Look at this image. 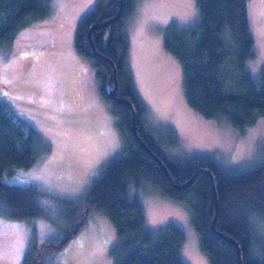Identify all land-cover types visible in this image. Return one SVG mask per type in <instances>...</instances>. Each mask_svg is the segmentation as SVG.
<instances>
[{
  "label": "rangeland",
  "instance_id": "1",
  "mask_svg": "<svg viewBox=\"0 0 264 264\" xmlns=\"http://www.w3.org/2000/svg\"><path fill=\"white\" fill-rule=\"evenodd\" d=\"M247 2L255 40V55L247 67L259 78L264 68V0ZM96 3L51 0L48 16L23 28L11 45L0 48V101L39 137L35 164L5 173L3 181L34 185L53 197L85 200L104 168L126 156L113 104L101 92L92 60L75 44L80 22ZM199 19L197 0H135L125 25L130 42L127 61L136 96L144 106L146 129L174 160L204 157L232 172L249 171L264 162V117L239 128L226 118H208L191 107L182 63L165 46L172 23L188 27ZM129 194L141 201L148 230L175 224L184 231L181 254L187 264H211L185 202L163 194L148 181L131 182ZM255 215L260 244L264 212ZM63 235L47 217L14 219L0 214V264H22L34 237L44 243ZM118 241L111 218L91 208L78 233L49 264H114L111 250Z\"/></svg>",
  "mask_w": 264,
  "mask_h": 264
},
{
  "label": "trees",
  "instance_id": "2",
  "mask_svg": "<svg viewBox=\"0 0 264 264\" xmlns=\"http://www.w3.org/2000/svg\"><path fill=\"white\" fill-rule=\"evenodd\" d=\"M50 2L0 0V48L11 45L23 28L48 16ZM197 3L200 19L188 27L172 23L164 38L166 48L182 63L187 102L205 117L226 118L239 128L255 125L264 117V68L256 78L247 67V61L255 55L248 2ZM134 7L135 0H97L77 29V51L89 57L97 70L101 92L113 104L127 153L104 168L85 200L53 197L34 185L3 181L5 173L35 164L39 137L34 128L28 129L0 101V214L14 219L47 217L64 232L63 237L44 243L34 237L22 264H49L56 252L78 233L91 208L108 215L117 228L119 241L111 250L114 264H187L181 254L184 231L175 224L155 232L148 230L141 201L130 197V183L145 181L189 206L201 249L211 264H264V243L258 242L254 222L255 214L264 212V162L249 171L232 172L210 158L174 160L159 146L146 129L144 106L136 96L128 67L130 42L125 25ZM108 20L111 21L92 31L95 47L114 62L118 95L132 102L139 134L163 159L176 183L192 180L185 187L174 186L159 162L137 140L131 106L110 98L108 87H114V66L92 51L89 36L94 25ZM207 170L214 175L220 205L216 228L237 240L242 256L226 236L212 228L216 198Z\"/></svg>",
  "mask_w": 264,
  "mask_h": 264
},
{
  "label": "water",
  "instance_id": "3",
  "mask_svg": "<svg viewBox=\"0 0 264 264\" xmlns=\"http://www.w3.org/2000/svg\"><path fill=\"white\" fill-rule=\"evenodd\" d=\"M122 8H123V3L121 5V8H120V11L119 13L117 14V16H119L121 14V11H122ZM116 16V17H117ZM111 20H108L106 22H103L101 24H97V25H94L91 29H90V32H89V36H90V42H91V45H92V51L93 52H96L104 57H106L114 66V75H115V83H114V87L111 88V87H108V93L110 95V98L112 100H115V101H119V102H122V103H125V104H128L131 106L132 110H133V114H134V124H133V131H134V134H135V137L137 138V140L139 142H141V144L146 148V150L159 162V164L163 167L165 173L167 174V176L169 177L170 179V182L176 186V187H185L187 186L192 180L190 181H187L185 183H176L171 175V172L169 170V168L167 167V165L165 164V162L163 161V159L157 155L148 145L147 143L143 140V138L141 137V135L139 134V131H138V127H137V114H136V111L134 110V107H133V104L132 102L127 99V98H122L118 95V76H117V68L115 67L114 65V62L108 58L107 56L99 53L95 47V44L93 42V38H92V31L95 29V28H98L104 24H107L108 22H110ZM211 177H212V182H213V188H214V191H215V198H216V212H215V216H214V219H213V223H212V228L214 229L215 232L221 234V235H224L226 236L237 248H238V251L240 253V256H242V250H241V247L239 245V243L237 242V240L232 237V236H229L228 234H225L221 231H219L217 228H216V223H217V219H218V214H219V208H220V205H219V199H218V194H217V190H216V184H215V179H214V175L212 173V171L210 170H207ZM241 264H242V261H241Z\"/></svg>",
  "mask_w": 264,
  "mask_h": 264
}]
</instances>
